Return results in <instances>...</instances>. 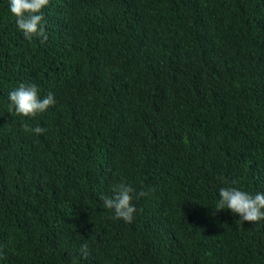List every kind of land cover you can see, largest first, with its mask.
Segmentation results:
<instances>
[{"label":"trees","instance_id":"trees-1","mask_svg":"<svg viewBox=\"0 0 264 264\" xmlns=\"http://www.w3.org/2000/svg\"><path fill=\"white\" fill-rule=\"evenodd\" d=\"M0 264H264V0H0Z\"/></svg>","mask_w":264,"mask_h":264}]
</instances>
